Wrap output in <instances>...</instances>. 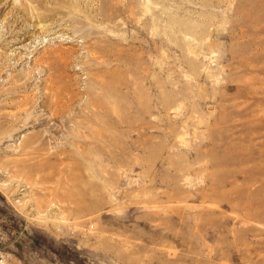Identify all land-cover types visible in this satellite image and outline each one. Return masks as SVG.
I'll return each mask as SVG.
<instances>
[{
	"label": "rangeland",
	"instance_id": "374dc122",
	"mask_svg": "<svg viewBox=\"0 0 264 264\" xmlns=\"http://www.w3.org/2000/svg\"><path fill=\"white\" fill-rule=\"evenodd\" d=\"M264 264V0H0V264Z\"/></svg>",
	"mask_w": 264,
	"mask_h": 264
},
{
	"label": "built area",
	"instance_id": "2783aa9c",
	"mask_svg": "<svg viewBox=\"0 0 264 264\" xmlns=\"http://www.w3.org/2000/svg\"><path fill=\"white\" fill-rule=\"evenodd\" d=\"M1 264H4L3 261H1Z\"/></svg>",
	"mask_w": 264,
	"mask_h": 264
}]
</instances>
